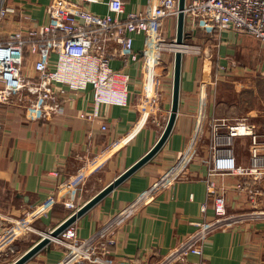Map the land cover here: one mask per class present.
I'll list each match as a JSON object with an SVG mask.
<instances>
[{"label":"crops","instance_id":"1","mask_svg":"<svg viewBox=\"0 0 264 264\" xmlns=\"http://www.w3.org/2000/svg\"><path fill=\"white\" fill-rule=\"evenodd\" d=\"M51 1L9 0L8 4L16 10L1 22L0 38L29 25L46 24L47 7ZM123 1L126 14L144 13L149 4L148 0ZM87 8L94 14L108 13L104 2L88 4ZM177 25L178 18L165 21L161 30L164 41H175ZM192 31L189 25L185 27L189 37L185 40L187 46L181 48L180 105L167 143L150 162L75 222L79 237L90 236L113 214L168 173L191 143L205 99L206 126L200 135L199 156L186 167L183 178L161 191L119 228L113 248V255L118 260L136 259L140 263L155 264L187 239L195 230L194 222L214 218L211 206L205 214L201 213L207 199L204 180L208 169L203 160L210 156L207 120L254 118L252 99L260 96L261 86L258 89L252 83V76L264 74V50L259 41L251 34L235 29L215 34L202 28ZM169 43L161 50L158 46L150 48L156 61L152 81L156 100L146 102L147 114L141 104L144 61L126 67L119 58L112 61V68L127 72L130 82L127 106H104L102 109L107 130L102 129L101 119L91 122L80 118L84 110L92 112L93 94L90 91L78 95L69 92L65 113L49 122L30 120L17 107L0 106V124L3 126L0 129V218L5 226L0 245L12 243L23 235L24 231L14 223L42 205H47L48 209L35 219L33 228L38 226L40 231L55 228L70 214L65 202L82 199L79 186L91 185L89 189L97 188L98 194L158 141L173 105L177 47ZM114 48L118 49L117 46ZM134 49L141 54L146 50L145 36L135 35ZM220 63L230 66V72L221 71L218 68ZM253 67L258 68L255 69L258 73ZM153 115L158 118L155 120ZM239 141L238 147L247 146L242 155L238 151L239 162L246 165L249 163V141L246 138ZM81 173L80 184L69 189L67 181ZM238 181L237 176H227L224 180L230 188L227 194L229 211L235 214L254 210V204L246 194L234 191ZM103 182L106 185L100 188ZM217 182L221 183L222 177L217 178ZM257 201L256 207L264 209V197L257 198ZM11 228H15L11 231H17L12 239L14 233L8 231ZM52 244L26 264H57L61 261L64 248ZM204 252L209 264H264V219L244 220L233 229L214 233L206 242Z\"/></svg>","mask_w":264,"mask_h":264},{"label":"built area","instance_id":"2","mask_svg":"<svg viewBox=\"0 0 264 264\" xmlns=\"http://www.w3.org/2000/svg\"><path fill=\"white\" fill-rule=\"evenodd\" d=\"M8 1L0 0V27L1 22L16 10ZM186 1L185 27L189 25L192 33L198 28L212 34L232 29L244 31L254 36L264 50V0ZM102 2L108 7L106 15L94 14L87 8L88 4ZM148 2L144 13L126 14L123 0H52L47 7L46 24L29 25L0 38V106L17 107L30 120L49 122L65 113L69 92L78 95L90 91L93 94L92 112L84 110L80 118L91 122L101 119L102 129L107 130L103 107L128 105L130 75L111 66L112 61L119 58L123 67L144 61L141 104L143 112L149 113L146 102L156 100L152 87L155 75L152 69L156 61L150 48L158 46L161 50L164 23L168 18H177L180 10L178 0ZM185 27L184 40L189 37ZM135 35L146 38V50L142 54L134 49ZM184 46H187L186 42ZM218 68L225 73L231 69L222 63ZM202 102L196 133L179 161L90 236L79 237L78 226L73 223L52 239V243L64 248L63 259L57 264H148L136 259H116L113 255L115 236L122 225L161 191L183 178L186 167L199 156L200 135L206 126L205 99ZM2 127L0 124V129ZM207 132L210 156L203 160L208 169L204 180L207 199L201 213L205 214L211 206L214 218L194 222L195 230L187 239L155 264H209L204 247L210 236L233 229L244 220L264 219V209L256 207L257 198L264 197V131L249 118L234 121L212 118L207 120ZM245 138L249 141L247 165L239 162L235 152L236 142ZM81 175L70 177L66 186L76 188ZM227 176L239 178L234 191L246 194L254 204V210L236 214L229 211L227 194L230 188L224 182ZM219 177H222L221 183L217 182ZM78 206L72 199L65 202V207L71 210L77 211L81 207ZM47 209V205L39 206L14 225L22 231H31L32 223ZM4 228L0 218V241ZM13 229L8 230L14 233L10 239L16 237L17 231H11Z\"/></svg>","mask_w":264,"mask_h":264},{"label":"water","instance_id":"3","mask_svg":"<svg viewBox=\"0 0 264 264\" xmlns=\"http://www.w3.org/2000/svg\"><path fill=\"white\" fill-rule=\"evenodd\" d=\"M179 2V15H178V25H177V38L175 40L176 46H178V49L175 51V74H174V81H173V97H172V109L170 112V115L168 117L167 125L160 135V138L158 141L151 147V149L139 160H137L131 167L123 171L118 177L102 188V190L89 199L87 202H85L84 205L81 206L80 209L70 214L64 221L59 223L58 226L52 229L48 233L50 237L44 236L37 242L33 247H31L29 250H27L25 253H23L19 258L13 262L12 264H26L28 261H30L38 252L45 249L47 246L52 244V239L58 237L63 231H65L67 228H69L70 225L75 223L79 218L85 215L90 209H92L96 204L102 201L103 198H105L107 195H109L111 192H113L120 184H122L124 181H126L128 178H130L132 175L137 172L138 169H140L142 166L147 164L151 161V159L157 155V153L163 148V146L167 143V140L169 139V135L172 132L175 122L177 113L179 111V98H180V81H181V66H182V58H183V52L180 50L181 47L184 45V27H185V18H184V10L186 7V0H178Z\"/></svg>","mask_w":264,"mask_h":264},{"label":"rangeland","instance_id":"4","mask_svg":"<svg viewBox=\"0 0 264 264\" xmlns=\"http://www.w3.org/2000/svg\"><path fill=\"white\" fill-rule=\"evenodd\" d=\"M167 43H169V41H167V40L164 41L163 36H162V39L160 40V44L162 45V47L165 46ZM169 44L175 45V41L174 42L170 41ZM255 69H258V68L253 67L254 71H256ZM256 72L258 73V71H256ZM255 76H256V74H253L252 83L255 84L258 87V89H259V86H261V93L259 92L260 96L259 95L254 96V98L252 99V101H254L253 106L255 107V110H254V116H253L254 118H251V120L256 122L260 126V128L264 131V74L261 75L258 73L256 78H255ZM230 85H232V84H230ZM238 88H239V86H238ZM156 113H157V111L154 114H156ZM153 118L156 120L158 117L154 116ZM157 121H159V120H157ZM167 121H165L164 125L167 124ZM239 143H240V141L238 140L235 144V152L238 155L239 154L238 151H240L241 155H242L243 154V151H242L243 148L246 149L247 146L246 147H242V146L238 147ZM248 158H249V154H248ZM85 184L83 187L82 186L78 187L80 189V191H82V194H83L82 199L75 202L77 205H79L78 207H80L82 204L85 203V200L88 198V196H93V194L98 192L97 188H94L95 190L93 189V191H92V189H89V188H91L90 187L91 185H87L85 187ZM101 185H100V188L103 187V185L105 186L106 184L103 182ZM96 186L99 187V185H96ZM64 187L66 188V190H68V188L66 186H64ZM87 190L89 193L87 192ZM86 193H88V194H86ZM74 211L75 210L68 209V212H70V213H73ZM53 228L54 227H52V229ZM52 229H49L47 231L46 230L40 231V230H38V226H37V229H34L32 227L31 231L24 232L23 235L21 234L20 236H18V238L16 237L12 241V243H2V245H0V264H12L13 262H15L19 258V256H21L23 253H25L27 250H29L31 247H33L35 245V243H37L43 237V234H48L50 231H52ZM52 245H57V244L53 242ZM57 246H59V245H57Z\"/></svg>","mask_w":264,"mask_h":264},{"label":"bare ground","instance_id":"5","mask_svg":"<svg viewBox=\"0 0 264 264\" xmlns=\"http://www.w3.org/2000/svg\"><path fill=\"white\" fill-rule=\"evenodd\" d=\"M174 47H175V46H174ZM176 47H177V49H178V46H176ZM177 49H176V50H177ZM176 50H175V51H176ZM180 50H181V49H180ZM152 70H153V69H152ZM153 71H154V70H153ZM206 171H207V170H206ZM203 175H204V174H203ZM24 232H25V231H24ZM43 235H44V236H47V237H50L48 234H43ZM53 239H54V238H53Z\"/></svg>","mask_w":264,"mask_h":264}]
</instances>
